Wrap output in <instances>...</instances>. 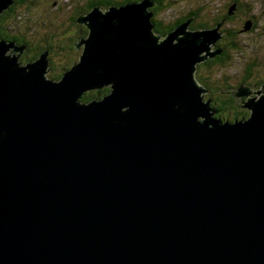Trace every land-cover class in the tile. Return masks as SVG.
Wrapping results in <instances>:
<instances>
[{
    "label": "water",
    "instance_id": "water-1",
    "mask_svg": "<svg viewBox=\"0 0 264 264\" xmlns=\"http://www.w3.org/2000/svg\"><path fill=\"white\" fill-rule=\"evenodd\" d=\"M156 6L78 17L60 80L49 50L22 64L0 39V264H264V86L234 93L248 119L217 118L196 70L221 24L162 36Z\"/></svg>",
    "mask_w": 264,
    "mask_h": 264
},
{
    "label": "rangeland",
    "instance_id": "rangeland-1",
    "mask_svg": "<svg viewBox=\"0 0 264 264\" xmlns=\"http://www.w3.org/2000/svg\"><path fill=\"white\" fill-rule=\"evenodd\" d=\"M85 2L86 0H24L23 3L18 4L16 21H23L25 18L28 21L26 23L27 27L24 28L25 34L31 39L37 37L43 43L49 40V43L53 45L52 48L54 50L51 49L49 56L52 63L44 73L50 79L61 75V66L79 58V54L76 51L72 53L73 58L68 57L67 52H69L68 46L70 44L66 40L78 36V26L83 25L74 23L73 18L77 7H80ZM165 3L164 10L160 11L156 19L164 24H173L189 13L197 12L199 18L195 19L194 17L189 24L191 28H188V30L192 31L202 30V28L192 27L196 23L214 22L215 18L220 16L226 6L231 3L235 5L236 10L239 6H244L243 12H235V21L233 23L221 24L222 29L220 30L223 34H226L228 30L230 32L235 30V42L237 43L235 51L230 52L229 60L227 59L228 61L220 66H204L203 64L206 60L219 56L225 50L222 38L214 41L211 51L221 50V53L215 57L207 58L205 61L198 62L196 78L203 80V82H200L198 79L199 83L207 89H209L208 86L213 90L216 88L222 89L223 87L222 93L220 92L221 89H216L220 93H204L203 96L206 101L211 100L213 103L215 99L222 101L229 96L235 102V110L229 111L235 114L244 112L249 114V117L251 110L246 107H237L234 93L242 85L249 87L253 91L260 90L264 86V0H173ZM213 7L218 10L214 11ZM207 9H210V12H207ZM252 15L256 17L254 19L250 18ZM246 20L248 22L245 24ZM250 22H252L251 28L246 29V25ZM81 52L82 50L78 49V53ZM68 59H70V62ZM95 91L97 90L90 89L87 92L84 91V93H94ZM249 97L259 99L260 95L252 93L249 94ZM229 111L226 112L230 114ZM226 118L225 121L232 120L231 118ZM222 120L224 121V119Z\"/></svg>",
    "mask_w": 264,
    "mask_h": 264
},
{
    "label": "trees",
    "instance_id": "trees-1",
    "mask_svg": "<svg viewBox=\"0 0 264 264\" xmlns=\"http://www.w3.org/2000/svg\"><path fill=\"white\" fill-rule=\"evenodd\" d=\"M131 1L133 2L136 0H124V1H118V0H86V2L83 5H81L80 7H77L76 13H75L74 18H73V22L77 23L76 22L77 17L79 15L86 14L93 7L101 6L102 8L107 9L108 7H110L112 5H122V4H125L127 2H131ZM155 1L157 2V6L152 9L154 11V14H153V22L155 25L154 31H155V33L161 34L162 36L167 35L169 32L176 29V27L179 24L183 23L184 21H187L191 17H195V19L199 18V15L197 12H192V13H189L184 18L177 20L173 24H164L162 21H158L156 19V16L160 13V11L164 10V7L166 5L165 2H171L173 0H155ZM23 2H24V0L16 1L15 5L10 6L9 9H7L6 11H4L2 13V15L0 17V39L13 41V42L20 44V45H26L27 49L24 52L22 59H21V62L25 63L28 61L37 60L41 56V54L45 52V50H49V53H50L51 49H53L52 48L53 45L51 43H49V40L47 42L43 43V41L38 39L37 37L31 39L25 34L24 28L27 27V25H26V23L28 22L27 19L25 18L23 21H16V15H17L16 9L19 6L18 4H21ZM243 8H244V6H239L236 10L235 5L233 3H231V4L226 6V9L224 10V12L220 16L215 18L214 22L196 23V25L192 26V27L197 28V29L198 28L213 29L222 23H223V25H225L227 23H233L235 21V12L237 11V13L238 12L241 13L244 11ZM212 9L214 11L218 10V9H215L214 7ZM207 12H210V9H207ZM254 17H256V16L252 15L250 18L254 19ZM248 20H250V19H248ZM248 20L245 21V24L248 22ZM220 29H222V28H220ZM78 30H79L78 36H76L75 38H69L66 40V42H68L70 44L68 46L69 52H67V55L70 58H73L72 53L75 51L77 52V54H79L78 57H80L81 53H78V48L76 47V44L82 38L86 37L88 34V29L84 26H78ZM223 35L224 36L222 37V39L224 41V48H225L224 52L221 53L219 56L213 58V59L206 60L203 64L204 66H207V65H209V66L219 65L220 66L229 60L230 52L235 51V47H237V43L235 42V40H236L235 30H233L232 32H230V30H228V32L226 34H223ZM49 56H50V54H49ZM68 60L70 62V59H68ZM78 60H79V58L74 59L72 62L68 63L67 65L61 66L60 67L61 75L59 77L54 76L53 79H55V80L61 79L63 74L66 71L70 70L78 62ZM201 65H199V66L202 67L203 65L202 66ZM197 79H199V78L197 77ZM199 81L203 82V80L201 81L200 79H199ZM224 88H226V86H224ZM105 89H102L103 91L97 90L94 93L93 92L88 93V94L84 93V95L82 97V101L83 102H89V101L94 100V99H102L103 97H105V95H107L110 92V90H107L108 88H105ZM216 89L220 90L221 88H216ZM216 89L211 90L212 93L213 92H219ZM222 89H223V87H222ZM222 89L220 91H222ZM218 104H220V105H218ZM211 106L213 107V110L216 112V114H215L216 117H219L221 119L226 120L227 119L226 117H228L229 119L231 118L232 121L236 120V119H248L249 114H246L244 112L235 114V113H232L231 111H229V110H235V102L233 101L232 98H229V96H227L222 101H219V99H215L214 102L211 104ZM226 111H229L230 114ZM232 114H233V116H232Z\"/></svg>",
    "mask_w": 264,
    "mask_h": 264
},
{
    "label": "bare ground",
    "instance_id": "bare-ground-1",
    "mask_svg": "<svg viewBox=\"0 0 264 264\" xmlns=\"http://www.w3.org/2000/svg\"><path fill=\"white\" fill-rule=\"evenodd\" d=\"M14 5H15V3H14ZM113 6V5H112ZM117 6H119V5H117ZM121 6V5H120ZM101 7V6H100ZM111 7V6H110ZM95 7H93L89 12H91L93 9H94ZM109 8V7H108ZM107 8V9H108ZM102 9H104V8H102ZM107 9H104V10H107ZM89 12H87L86 14H88ZM85 14V15H86ZM83 15V14H82ZM81 16V15H80ZM80 16H78V17H80ZM78 17H77V19H78ZM77 22V21H76ZM79 25H83L84 27H86V25L85 24H81V23H79V22H77ZM5 40V39H4ZM6 41H8V40H6ZM81 41V40H80ZM13 42V41H12ZM79 43V42H78ZM77 43V44H78ZM17 44V43H16ZM20 45V44H19ZM212 48V47H211ZM210 48V49H211ZM46 51V50H45ZM214 51H217V50H214ZM24 54V53H23ZM23 54H21L20 53V57H19V60H20V62H21V59H22V56H23ZM50 54V53H49ZM49 54H48V56H47V58L49 59V67H50V64H51V60H50V58H49ZM206 59H204L203 61H205ZM79 61V60H78ZM29 62H33V61H28V62H25V63H22V64H26V63H29ZM60 80V79H59ZM103 88H109V89H107V90H110L111 91V89H112V87H110V86H104V87H98V88H94L93 90H98V91H103L102 89ZM90 90V89H89ZM106 90V89H105ZM261 90V89H260ZM260 90H256V91H260ZM88 90H86V92H87ZM264 94V92L263 93H260V94H258V95H260V97L262 96ZM259 97V98H260ZM212 103V102H211ZM216 116V115H215ZM229 121H232V120H229Z\"/></svg>",
    "mask_w": 264,
    "mask_h": 264
},
{
    "label": "flooded vegetation",
    "instance_id": "flooded-vegetation-1",
    "mask_svg": "<svg viewBox=\"0 0 264 264\" xmlns=\"http://www.w3.org/2000/svg\"><path fill=\"white\" fill-rule=\"evenodd\" d=\"M51 65V64H50ZM244 82H245V80H244ZM210 90H213L211 87H210ZM212 91H210V93H211ZM221 93L223 92V91H220Z\"/></svg>",
    "mask_w": 264,
    "mask_h": 264
}]
</instances>
